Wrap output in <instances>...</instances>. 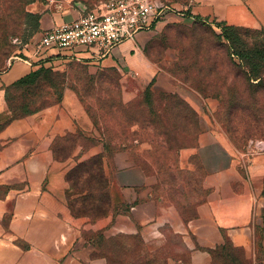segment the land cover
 I'll list each match as a JSON object with an SVG mask.
<instances>
[{
  "label": "crops",
  "instance_id": "obj_1",
  "mask_svg": "<svg viewBox=\"0 0 264 264\" xmlns=\"http://www.w3.org/2000/svg\"><path fill=\"white\" fill-rule=\"evenodd\" d=\"M62 5L59 8L50 0L32 4L30 13L41 16L39 30L21 46L16 57L23 60L13 57L8 70L0 74V114L6 110V87L37 66L60 70L75 62L66 53L50 51L39 58L35 51L45 31L80 17L82 11L71 0H63ZM176 5L181 16L194 21L264 29V0H186ZM155 31L140 33L110 55L82 64L94 70L116 69L145 83L156 77L155 87L175 91L145 54ZM79 52L87 58L94 55V51ZM178 92L200 114L197 147L181 158L187 167L195 157L205 173L207 196L194 216L185 220L162 196L154 197L152 179L134 165L107 172L110 183L121 190L126 204L122 212L93 223L73 216L66 180L71 159L56 160L53 146L69 133L83 130L86 135L88 120L75 95L67 92L58 104L15 120L0 132V264H108L88 232L105 231L106 238L140 235L145 244L162 247L167 242L165 228L179 235L191 254L189 260L170 258L166 264H213L212 252L227 240L256 262L264 253V151L237 149L205 114L195 93ZM214 106H209L210 113ZM85 154H74V160L80 161Z\"/></svg>",
  "mask_w": 264,
  "mask_h": 264
},
{
  "label": "rangeland",
  "instance_id": "obj_2",
  "mask_svg": "<svg viewBox=\"0 0 264 264\" xmlns=\"http://www.w3.org/2000/svg\"><path fill=\"white\" fill-rule=\"evenodd\" d=\"M37 1L0 0V74L19 55L22 44L34 36H30L32 29L26 15ZM55 1L63 4V0ZM106 1L71 0L82 12L96 9ZM158 1L173 11L154 27L156 31L147 43L145 54L156 71L169 79L175 91L155 87L156 77L145 83L135 75L127 77L111 69L94 70L75 61L60 70L53 69L57 74L55 87L41 79L34 86L12 90L10 97L14 106H25L18 111L26 114L58 104L67 92L74 94L88 120L85 125L88 141H82L81 148L73 142L60 147L59 160L71 159L68 169H74L72 184L78 183L83 172L98 175V164L89 161L93 156L104 154L107 178V172L116 168L140 167L153 181L154 197L162 196L166 204L175 206L187 220L194 216L208 190L204 187L205 173L196 158H191L187 167L181 159L182 154L197 147L202 131L200 114L178 91L195 93L205 114L237 149L246 151L252 141L264 140V77L258 81L252 76L248 67L233 54L216 24L181 16L176 4L186 0ZM245 31L250 44L264 43L263 29ZM5 102L6 110L0 114L1 125L12 114L6 97ZM212 103L216 106L210 113ZM93 117L98 126L93 123ZM84 152L80 161L74 160V154ZM123 201L121 190L110 183L107 200L87 208L90 216L86 218L93 223L102 217L117 215L125 209ZM164 234L167 242L162 247L145 244L140 235L106 238L105 231H92L87 237L96 243L99 254L107 258L108 264H166L170 258L191 259L179 235L171 228H165ZM263 255L259 254L255 262L254 258L247 259L240 249L228 247L214 254L213 264H264Z\"/></svg>",
  "mask_w": 264,
  "mask_h": 264
},
{
  "label": "built area",
  "instance_id": "obj_3",
  "mask_svg": "<svg viewBox=\"0 0 264 264\" xmlns=\"http://www.w3.org/2000/svg\"><path fill=\"white\" fill-rule=\"evenodd\" d=\"M50 3L63 7L55 0ZM171 11L170 6L158 0H107L96 9L83 11L76 20L45 31L35 43L36 55L40 58L57 51L80 63L104 58L123 43L135 41L140 33L152 31ZM79 49L94 51L95 56L87 58ZM13 59L23 60L21 57ZM249 147L263 152L264 142L252 141Z\"/></svg>",
  "mask_w": 264,
  "mask_h": 264
},
{
  "label": "trees",
  "instance_id": "obj_4",
  "mask_svg": "<svg viewBox=\"0 0 264 264\" xmlns=\"http://www.w3.org/2000/svg\"><path fill=\"white\" fill-rule=\"evenodd\" d=\"M26 17L29 20V25H31V36L39 30L41 16L39 14L27 13ZM195 21L207 24L205 22H201L199 19ZM216 26L221 29L222 37H224L229 42L233 54L239 57V59L248 67L252 76H254L258 81H261L264 77V43L259 46L250 44L246 40V36L244 34V32H246L245 29H247L245 27L229 26L220 23H216ZM111 70L114 72L116 71V69ZM56 75L57 74L52 68L37 66L29 75L17 80L13 84L5 88L6 101L8 104L9 111H11L12 114L10 117H8L7 120H5L3 125H1L2 115H0V132L4 130L13 121L38 112L34 111L26 114H20L18 110H21L25 106L16 107L12 104L13 98L10 97L11 91L18 90L24 87L34 86L38 82H40L41 79L47 80L51 84V86L55 87L56 79L54 77H56ZM87 110L89 112L91 111L90 108ZM93 123L97 126L99 124L97 119L94 117ZM85 140L88 141V139H86V135L83 134L80 130H78L76 133H69L65 137L58 139L53 146V153L55 159L59 160L58 153L60 147L62 145V147H65V143L73 142L76 143L77 147H84L82 145V141ZM105 157L106 155L104 154L93 156L90 159L89 163L98 164V175H93L91 171L83 172L81 176L78 177V183L75 185H73L71 182V176L74 169L67 173L66 180L69 184L67 199L73 216L78 218L88 217L90 215L89 211L86 210L87 208L92 209L94 206L96 207L97 204H99L100 202H105L107 200L110 180L105 175ZM85 165L87 164H84V166ZM91 204L93 205L90 206ZM228 247L234 248L233 245L227 240L221 247L212 252L213 256L217 251H226Z\"/></svg>",
  "mask_w": 264,
  "mask_h": 264
},
{
  "label": "clouds",
  "instance_id": "obj_5",
  "mask_svg": "<svg viewBox=\"0 0 264 264\" xmlns=\"http://www.w3.org/2000/svg\"><path fill=\"white\" fill-rule=\"evenodd\" d=\"M158 235V234H157Z\"/></svg>",
  "mask_w": 264,
  "mask_h": 264
}]
</instances>
